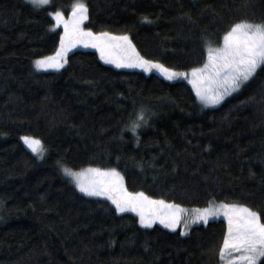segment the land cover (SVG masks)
<instances>
[{"label": "trees", "instance_id": "16d2710c", "mask_svg": "<svg viewBox=\"0 0 264 264\" xmlns=\"http://www.w3.org/2000/svg\"><path fill=\"white\" fill-rule=\"evenodd\" d=\"M77 2L0 0V264H220L225 219L187 234L144 225L110 196L81 191L62 166L115 168L128 192L183 208L247 205L264 222V65L214 107L185 80L83 43L59 69L37 70L64 32L50 13L69 19ZM83 2L82 28L127 32L140 56L178 72L203 67L231 22L264 20V0ZM140 109L147 121L134 133ZM25 135L41 140V157Z\"/></svg>", "mask_w": 264, "mask_h": 264}, {"label": "snow or ice", "instance_id": "6c2138e0", "mask_svg": "<svg viewBox=\"0 0 264 264\" xmlns=\"http://www.w3.org/2000/svg\"><path fill=\"white\" fill-rule=\"evenodd\" d=\"M33 6L39 7L48 3V0H31ZM87 4L83 0H78L73 5L70 20L63 18L60 10L51 12L57 23H63L64 32L60 34V47L56 49L54 56H41L35 60V64L40 68H59L63 61V55L67 47L72 46L73 40L77 42H87L91 39L96 47L100 49L101 56L105 59L110 56L117 57L114 62L134 63L146 71L152 67L159 68L170 79L174 76L184 75L172 68H167L159 61L149 60L139 55L132 44L127 32L119 35L107 31L93 33L91 28H82L81 24L88 19ZM148 20L147 16L142 17ZM71 23V30L69 24ZM68 41L66 44L65 41ZM224 47L213 50L208 49V58L213 66L214 78L217 80L219 90L215 94L203 91L196 87L197 95L204 104H216L225 95L234 89H238L241 84L248 80L256 71L258 66L264 65V20L256 22L246 18L236 19L231 22L227 30L223 33ZM107 53V54H106ZM59 57L60 59H55ZM208 62L203 67L207 68ZM193 77L201 72V68L191 69ZM194 86L197 80L192 79ZM147 114L144 109L136 112L135 118L128 125L135 133L136 129L146 123ZM22 139L33 152H38L39 145H42L38 137L23 136ZM64 173L74 179L76 186L82 191L95 195H108L116 205L117 211L125 208H132L139 212L140 223L151 225L155 220H160L169 228H175L179 223L180 206L163 199H154L144 192H128L123 186V177L115 168H99L89 166L84 169L74 170L67 166H62ZM86 176L91 178L87 181ZM118 193V194H117ZM225 209H230L225 215L228 216V232L224 236L223 245L219 248V255L224 264H255L258 257L264 256V222H261L260 213L242 204H223ZM145 208L151 209L148 215ZM164 209H174L175 211H165ZM213 206L202 209L193 220H207L208 216L214 215ZM188 224V220L184 222ZM187 228L181 229V232ZM226 250H239V256L225 255Z\"/></svg>", "mask_w": 264, "mask_h": 264}, {"label": "rangeland", "instance_id": "374dc122", "mask_svg": "<svg viewBox=\"0 0 264 264\" xmlns=\"http://www.w3.org/2000/svg\"><path fill=\"white\" fill-rule=\"evenodd\" d=\"M31 1V0H29ZM49 2V0H48ZM48 4V3H47ZM46 4V5H47ZM43 6V5H42ZM72 16V15H71ZM71 18V17H70ZM67 19V18H64L65 20H70ZM63 25V23H61ZM82 25V24H81ZM64 27V25H63ZM69 28L71 30V23L69 24ZM65 43L67 44L68 41L66 40ZM81 43H83V45H87V46H94L96 49H99L98 47H96V44L95 42H93L91 39H89L87 42H77L75 40H73L72 42V46L70 47H67L66 48V51L70 48H74L75 46H79L81 45ZM224 47V40H223V37L220 38V40L218 41V43H215L213 45H210L209 48H212L213 50L215 49H220V48H223ZM100 50V49H99ZM65 51V52H66ZM107 54V53H106ZM51 56H54L51 55ZM64 57V56H63ZM113 58L112 56H110V58L108 59H111ZM55 59H60L59 57H55ZM208 62V67L205 68V67H201V72L198 73L195 77H193V74L191 71H188V72H181V73H185L184 75H179V76H174L173 78L171 79H177V80H185L187 82H189L191 84V86L193 87L195 93H196V96L198 98V101L201 103V105H203L204 107H214V106H218L219 104H221L229 95H231L232 93H234L235 91H237L241 86L238 88V89H234L233 91L229 92L227 95H225L223 97V99H221L218 103L216 104H204L202 103V101L200 100L199 96L197 95V92H196V87L199 86L203 91L209 93V94H215L218 90H219V86H218V83H217V80L214 78V74H213V66L211 64V62H209V58L207 60ZM64 64V62L61 64L60 67H62ZM34 66L37 67V65L35 64V61H34ZM59 67V68H60ZM259 67V66H258ZM257 67V68H258ZM39 69L37 70H55V69H59V68H56V67H49V68H40V67H37ZM163 74L165 75V73L163 72ZM253 75V74H252ZM167 76V75H165ZM168 77V76H167ZM251 77V76H250ZM249 77V78H250ZM169 78V77H168ZM195 78L197 80V85L194 86L193 83H192V79ZM143 124V123H142ZM29 147V146H28ZM38 147V152H35L36 154H38V157H41L42 154H43V149L41 147V145L37 146ZM30 148V147H29ZM31 149V148H30ZM64 172V171H63ZM65 174V173H64ZM66 175V174H65ZM69 179H71L72 181H74L73 178H71L70 176L66 175ZM91 177L90 176H86L84 179L87 181L88 179H90ZM124 186V185H123ZM80 189V188H79ZM81 190V189H80ZM82 191V190H81ZM118 194V193H117ZM213 206V210L215 212L214 215H210L208 216L207 220H202V219H197V220H193L192 217L197 215L202 209L204 208H183V207H180L179 209V213H180V219H179V223H177L176 227L175 228H180V229H183V228H187V231L185 232H182V234H187L190 230V228L194 225V224H199V223H206L210 220H213V219H225L226 221H228V216L225 215L226 212L228 211H232L230 209H225L221 206L220 203L218 204H212ZM206 208V207H205ZM127 209H132V208H127ZM165 211H168V212H171V211H175L174 209H164ZM151 209L149 208H145V214L148 215L150 213ZM139 213V212H138ZM185 220H188V224L186 225L184 222ZM160 222V220H158ZM161 223V222H160ZM164 224V223H162ZM166 225V224H164ZM167 226V225H166ZM241 253L239 250H231L229 252V250H226L225 252V255L226 256H229V258L231 256H239ZM263 256H260L256 259L255 261V264H258V262L260 261V259L262 258ZM220 264H224V261L221 259L220 261ZM236 264H244V262H236Z\"/></svg>", "mask_w": 264, "mask_h": 264}]
</instances>
